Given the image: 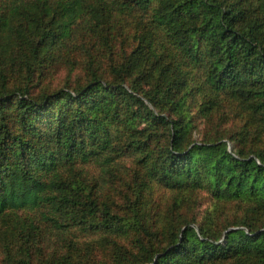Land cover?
Wrapping results in <instances>:
<instances>
[{
  "label": "trees",
  "instance_id": "trees-1",
  "mask_svg": "<svg viewBox=\"0 0 264 264\" xmlns=\"http://www.w3.org/2000/svg\"><path fill=\"white\" fill-rule=\"evenodd\" d=\"M0 264H264V0H0Z\"/></svg>",
  "mask_w": 264,
  "mask_h": 264
},
{
  "label": "water",
  "instance_id": "water-1",
  "mask_svg": "<svg viewBox=\"0 0 264 264\" xmlns=\"http://www.w3.org/2000/svg\"><path fill=\"white\" fill-rule=\"evenodd\" d=\"M230 229H232V228H230Z\"/></svg>",
  "mask_w": 264,
  "mask_h": 264
}]
</instances>
